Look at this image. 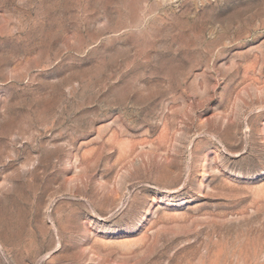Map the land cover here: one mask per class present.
Returning a JSON list of instances; mask_svg holds the SVG:
<instances>
[{
	"label": "rangeland",
	"instance_id": "1",
	"mask_svg": "<svg viewBox=\"0 0 264 264\" xmlns=\"http://www.w3.org/2000/svg\"><path fill=\"white\" fill-rule=\"evenodd\" d=\"M0 264H264V0H0Z\"/></svg>",
	"mask_w": 264,
	"mask_h": 264
}]
</instances>
